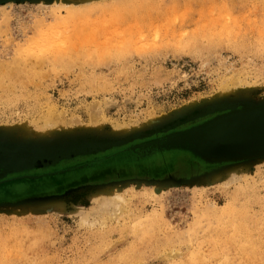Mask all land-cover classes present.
Instances as JSON below:
<instances>
[{
    "label": "rangeland",
    "instance_id": "374dc122",
    "mask_svg": "<svg viewBox=\"0 0 264 264\" xmlns=\"http://www.w3.org/2000/svg\"><path fill=\"white\" fill-rule=\"evenodd\" d=\"M69 8L0 0V264H264V154L201 138L264 108V0Z\"/></svg>",
    "mask_w": 264,
    "mask_h": 264
},
{
    "label": "water",
    "instance_id": "95a60500",
    "mask_svg": "<svg viewBox=\"0 0 264 264\" xmlns=\"http://www.w3.org/2000/svg\"><path fill=\"white\" fill-rule=\"evenodd\" d=\"M262 120H264V108L257 111H245L234 115L226 121L217 122L210 128H205L203 137L201 138L203 142L218 145L224 152L242 158H249V156L253 154L263 155L264 126H257V123ZM182 137L183 138L180 139L178 136H174L172 142L168 144L171 146L170 148L177 147L173 146L178 144H174V142L182 140V145L189 146L184 150L193 156L201 158V155H207V152L201 149V140L197 138L198 136L196 134L189 135L187 138L184 135H182ZM180 149H182V147H180ZM228 161L229 160H223L220 162Z\"/></svg>",
    "mask_w": 264,
    "mask_h": 264
},
{
    "label": "bare ground",
    "instance_id": "6f19581e",
    "mask_svg": "<svg viewBox=\"0 0 264 264\" xmlns=\"http://www.w3.org/2000/svg\"><path fill=\"white\" fill-rule=\"evenodd\" d=\"M33 1H36V0H33ZM45 1L52 2V0H45ZM53 1H55L57 3L60 2L63 4V6H70L69 9H73L72 7L77 8L78 6H86L94 0H53ZM44 122H45V125L50 126V127H57L58 126L55 118L53 117V115H50V114L44 118ZM257 126L263 127L264 126V120L257 123ZM113 131L115 133L120 134L121 132L125 131V128L124 127H115ZM184 161H186V160H184ZM146 165H148V164H146ZM174 174L169 173L166 175V177L168 179H172L173 177H175ZM183 175H186V174H183ZM238 180H239V175L236 172V170H233V168H232L226 172V184H234V183L238 182ZM177 181H178V179H177ZM177 181H174V182H177ZM91 197H92L91 201H92V203L94 202V205L92 204V206L90 207L89 210H85V209L81 208L78 211V215L80 216L82 221L87 220V218L90 215H92V216L97 215L96 217H98V218H104V217L117 218L118 217V213L121 211L122 203H124V200L122 199V197L120 198L118 195L112 194L109 191L96 192Z\"/></svg>",
    "mask_w": 264,
    "mask_h": 264
}]
</instances>
